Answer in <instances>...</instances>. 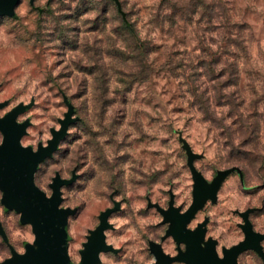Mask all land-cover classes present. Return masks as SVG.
Segmentation results:
<instances>
[{
  "label": "clouds",
  "instance_id": "obj_1",
  "mask_svg": "<svg viewBox=\"0 0 264 264\" xmlns=\"http://www.w3.org/2000/svg\"><path fill=\"white\" fill-rule=\"evenodd\" d=\"M8 117L63 264L97 236L92 264H189L177 217L214 264H264V0H0V148ZM45 222L0 187V264Z\"/></svg>",
  "mask_w": 264,
  "mask_h": 264
},
{
  "label": "water",
  "instance_id": "obj_2",
  "mask_svg": "<svg viewBox=\"0 0 264 264\" xmlns=\"http://www.w3.org/2000/svg\"><path fill=\"white\" fill-rule=\"evenodd\" d=\"M7 119L9 123L5 133V147L0 148V187H4L6 190V202L24 208L26 217L37 219L46 217L42 235L39 234L41 229L38 227V250L33 251L32 248H29L28 257H21V264H26L28 259L32 260V264H63V251L60 247L62 234L54 227L55 224L62 222V214L55 211L54 205L48 207L47 202L40 203L42 196L31 187L29 178L30 164L34 158L19 149L16 144V137L20 134L22 128L12 124L11 117ZM3 126V122H0V127ZM33 200L37 202V206L35 207L31 203ZM178 219L176 218L173 221L172 228L174 230L176 226L175 222L183 226L184 218L178 217ZM173 229L171 231L175 234ZM49 231L54 233L51 239L48 236ZM194 237L195 239L190 245L196 247L199 245V238L195 233ZM102 246V240L97 236L89 246L88 252L85 253V264H92L95 250ZM154 251H157V255L161 256L158 249H154ZM199 257V261H202H200V264H214L212 254L208 250L200 253L197 258Z\"/></svg>",
  "mask_w": 264,
  "mask_h": 264
},
{
  "label": "flooded vegetation",
  "instance_id": "obj_3",
  "mask_svg": "<svg viewBox=\"0 0 264 264\" xmlns=\"http://www.w3.org/2000/svg\"><path fill=\"white\" fill-rule=\"evenodd\" d=\"M177 219H178V217H177ZM175 223H176L175 230L173 228L172 229L175 232V234L177 235V239H184L188 242V245H189L187 257L182 255L179 258H190L189 264H200V261H201V260L199 261L200 257L199 258H197V257H198V255H200V253L205 252V249H200L199 245L196 247L194 245H190V243L192 241H194V239H195L194 233L185 232L183 229V226L178 224V222H175ZM179 223H180V221H179ZM159 257H160L161 264H167V258H165L163 256H159Z\"/></svg>",
  "mask_w": 264,
  "mask_h": 264
},
{
  "label": "bare ground",
  "instance_id": "obj_4",
  "mask_svg": "<svg viewBox=\"0 0 264 264\" xmlns=\"http://www.w3.org/2000/svg\"><path fill=\"white\" fill-rule=\"evenodd\" d=\"M22 259L21 257H17V264H21V260Z\"/></svg>",
  "mask_w": 264,
  "mask_h": 264
}]
</instances>
